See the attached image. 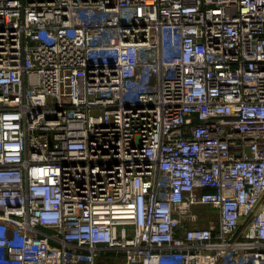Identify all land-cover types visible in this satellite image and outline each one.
Instances as JSON below:
<instances>
[{"label": "built area", "instance_id": "obj_1", "mask_svg": "<svg viewBox=\"0 0 264 264\" xmlns=\"http://www.w3.org/2000/svg\"><path fill=\"white\" fill-rule=\"evenodd\" d=\"M108 252L264 264V0H0V264Z\"/></svg>", "mask_w": 264, "mask_h": 264}, {"label": "rangeland", "instance_id": "obj_2", "mask_svg": "<svg viewBox=\"0 0 264 264\" xmlns=\"http://www.w3.org/2000/svg\"><path fill=\"white\" fill-rule=\"evenodd\" d=\"M194 211L199 215L198 220L190 223L196 226H206L210 224L211 219H215L217 214L215 210L208 205H199L194 208ZM98 264H123V257L112 252L103 253Z\"/></svg>", "mask_w": 264, "mask_h": 264}]
</instances>
